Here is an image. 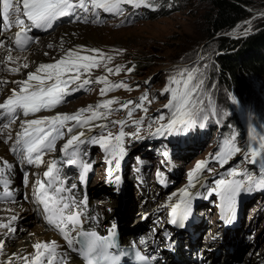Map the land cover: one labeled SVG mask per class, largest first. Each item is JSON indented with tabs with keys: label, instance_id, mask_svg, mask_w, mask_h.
Instances as JSON below:
<instances>
[{
	"label": "rangeland",
	"instance_id": "obj_1",
	"mask_svg": "<svg viewBox=\"0 0 264 264\" xmlns=\"http://www.w3.org/2000/svg\"><path fill=\"white\" fill-rule=\"evenodd\" d=\"M77 1L79 0H72L75 3ZM245 1L249 14L234 27L223 32L225 37L242 44V46L245 45L244 42L249 36L264 29V0ZM148 4V7L142 5L139 9L133 8L129 4H122L123 13L117 15L105 13L102 9H97L94 14L89 3L87 13L80 9L81 17L85 15L88 17L87 22H84L83 19L73 18L72 21L59 26L60 29L57 27L52 33L47 34L55 45L42 54L47 62H55L56 59H59L58 57L64 56L66 51L80 48L81 42L88 44L85 45L88 54L82 52V55L95 56L96 54L90 51L92 48L103 53L105 57H112L110 62L104 60L99 67H93L88 72L81 69L80 78L67 86V88L70 87L67 90L69 99L58 106L73 115L81 109L89 108V106L93 110H97V104L105 100H114L115 103L110 108L98 109L104 115L100 119L93 120L92 123L101 122V125H106V128L101 131L99 125L92 135L99 137L100 135L108 136L111 133L114 140L121 131L125 133L124 141H122L124 151L126 149L124 156L128 155L127 153H130L131 156L130 160L128 156L122 172L130 180L136 177L137 185H142L139 183L141 178L142 182H147L149 186L154 184L156 190L161 189L160 185H157L156 182L153 183V177L160 171L166 172L169 175L167 177L175 183L179 180L180 184L186 181L188 183V173L193 171L196 164L201 161H207V164L196 174V179H199V182L209 181L212 185L215 183L214 176L218 178L232 177L229 176V173L233 170L239 175L232 178L244 180L246 179L245 174H247L254 180L260 179L264 175L261 159L258 157L253 162L250 154L245 158V152L249 147L258 146V143L251 139L253 130L257 136L264 134V74L250 71L242 73L243 83L238 90L234 88L233 83L222 79L219 74L221 63L216 58V54L219 52V39L215 38V35L209 36V14L213 11L211 0H148ZM246 30L247 34H245ZM67 37H72V39L64 40ZM35 42L39 43L40 41L38 39ZM56 43H61V47L56 46ZM37 52L39 49H36ZM38 54L34 56V53L33 57H37ZM96 58L100 59L99 56ZM117 66H121L119 73L115 72ZM107 68H111L113 71L109 73ZM129 68L132 69L131 72L128 71ZM189 72H194L193 83L203 81L199 93L202 95L205 106L211 102V107L206 109L208 118H198V123L186 132L166 133L163 137L152 135L160 124L168 122L172 114V110L165 107L172 94L164 92V89L166 87H182V85L170 84V78L186 79ZM102 76L106 77L110 84L115 85L123 82L127 88H114L101 95L100 89L105 85L98 83L97 78ZM85 79L90 83L81 88L80 85ZM73 88L77 89V92H72ZM142 96L146 97L143 102L140 99ZM233 98L236 103L233 102ZM141 103L143 107H137ZM129 113L131 114L129 115ZM89 115H91L90 112L83 113L84 117ZM161 115L164 117L163 120L159 119ZM237 120L240 125H237ZM119 121H124V124L121 125L118 123ZM73 125H75V121L66 122L62 128L63 136L58 144L68 137V129L74 128ZM239 127L241 132L238 130ZM233 135L236 136V145L241 148V152L233 156L228 163L221 165L215 159V155L223 142L226 139H231ZM88 148L86 152H88ZM99 150L103 149L98 145L89 150L94 165H97L95 176L92 178L95 184H92V187L99 185L103 189V186L107 184L111 188L114 186L113 190L118 191V196L115 194L117 200L113 199L111 189H108L107 194L103 197L107 204L112 201L111 206H113L118 198L121 201L128 198L125 191L126 183H124L127 178H124L123 175L124 193L119 194L120 190H117V185L120 182L118 184L115 177L113 179L115 185L108 182L110 181L108 180L109 174L105 172L106 166L110 171L115 163L112 158L106 162L105 159L110 156L105 151L99 153ZM165 151L169 154L167 157L163 155ZM141 165L145 168V179L139 178ZM154 187L151 185L148 188L149 192ZM251 188L254 189L253 185ZM162 190L170 191L169 188ZM134 193L142 195L138 191H134ZM138 201L145 203L146 200ZM259 201L257 204L252 202L253 205L246 204L245 206L251 210V213L247 214V216L250 214L248 225H255L253 233L258 237L253 248L248 244L250 248L247 247V252L244 254V244H241L235 253L232 252L233 254L226 252L228 256L225 257L230 259L231 254V259H237V262L232 264H250L254 260L264 264V257L260 256L264 252V194L259 198ZM117 203L119 204V202ZM134 204L135 202L132 207ZM111 206H109L110 209ZM205 208L212 214V208L209 206H205ZM115 209L117 208H112L113 212ZM12 215L17 217V220L20 218V222H17L18 227L13 236H9L10 243L6 244V247L9 248L8 254H6L8 256L16 251L15 249L21 241H24L21 237L22 233L31 236L32 230L40 229L38 221H33L29 211L21 213L13 211ZM207 225L213 227L212 222H207ZM4 229V227H0V237L4 233ZM243 237L239 239L242 240ZM247 256L250 257H248L250 261L246 260ZM220 259L227 260L223 257Z\"/></svg>",
	"mask_w": 264,
	"mask_h": 264
},
{
	"label": "snow or ice",
	"instance_id": "obj_2",
	"mask_svg": "<svg viewBox=\"0 0 264 264\" xmlns=\"http://www.w3.org/2000/svg\"><path fill=\"white\" fill-rule=\"evenodd\" d=\"M89 2L94 14H96L97 9H102L105 13L122 14V4H129L136 9H139L142 5L145 7L149 6L148 0H79L75 4L72 0H0V11H2L3 20L7 27L14 25L19 29L15 33L14 43L18 48L23 49L33 39L28 34L32 28L43 30L51 29L54 21L67 16H74L77 20L83 19L84 22H87L88 17L86 15L81 17L77 9H82L84 13H87L89 11ZM21 4L23 10L21 9ZM21 11L22 15L31 22L30 25H26L25 21L20 18ZM245 34H247V30ZM90 51L96 55H80L78 52L69 51L66 57L61 58L55 63H41L36 68L35 73L29 72L27 74L26 80L14 82L20 85L19 92L17 93L13 90L12 95L3 103H0V109H4L13 119H15L17 110L22 111L23 116L27 117L29 114H35L42 110L54 109L69 94L66 91L67 86L80 78L81 69L88 72L93 67H99L100 63L104 60L110 62L112 59L110 56L105 57L98 50L92 49ZM97 56L100 57L99 60L96 58ZM16 59L18 57H13L11 52H9L7 60L14 61ZM22 67L27 68L28 64L24 63ZM19 70V67L9 69L11 72H18ZM107 71L111 73L113 70L107 68ZM120 71L121 66H117L115 72L119 73ZM128 71L131 72L132 69L129 68ZM70 73L73 74L69 75ZM194 79V72H189L186 79L178 80L175 77L170 78V84L182 85V87H166L164 89V92H171L172 94L169 103L165 105L166 108L172 110V114L168 122L166 124H160L152 135L163 137L166 133L186 132L198 123V118H208L206 109L211 107V102L207 106L204 105L202 95L199 93L203 81L200 80L197 83H193ZM97 82L105 85V87L100 89L101 95H104L114 88H127V85L123 82L115 85L110 84L108 79L103 76L98 77ZM0 83L3 82L0 81ZM89 83L90 81L85 79L80 87L83 88ZM75 91L77 89L73 88L72 92ZM145 98L142 96L140 98L141 102ZM233 102L236 103L235 98H233ZM113 103H115L114 100H105L96 105L97 110H93L89 106V108L81 109L73 115L57 114L38 119L22 120L20 123L21 131L16 134L15 143L10 150L18 155L21 160L26 161L27 164L39 167L44 162L42 159L44 150L46 149L51 152L54 149L55 141L63 136L61 129L65 126L66 122L75 121L73 127H85L89 125L90 121L100 119L104 115L98 109H108ZM124 107H127V105H124ZM137 107H143V104L141 103ZM85 111L90 112L91 115L84 117L83 113ZM159 119L163 120L164 117L161 115ZM118 123L123 125L124 121H119ZM4 127L7 128L8 125L5 124ZM99 127L103 131L106 125H100ZM68 131L71 132L72 128H69ZM138 132L139 129L137 130ZM83 135V132L78 135H72L60 149L61 153L69 157L66 161L67 165L79 164L81 166V181L84 180V174L89 168L87 163H84L78 158L79 155L86 154L83 153V149L81 148V145L85 143L93 146L98 145L107 155L115 160V167L117 169L120 168L125 154L122 143L125 136L123 131L119 135H116L114 140L112 139L111 133L108 136H92L87 140L81 139ZM9 139H11V136H9ZM251 139L257 142L258 146L249 147L245 152V158L250 154L252 161L255 162L259 157L261 159L262 172H264V134L257 136L255 130H253ZM70 148L73 149L71 152L68 151ZM239 152H241V148L236 145V136L233 135L231 139H226L223 142L220 150L215 155V159L221 165H224ZM163 155L167 157L169 154L165 151ZM206 164L207 161L198 162L193 171L188 173L189 187L194 186L196 174ZM4 167L11 171L13 166L9 162H4ZM60 173L61 170L57 167V160H49L47 162V170L43 172V177L47 178V183L45 184L40 178H37L32 185V197L38 206L43 207V219L48 225L59 231L70 247L79 243L80 251L87 258L88 264H117L118 257L108 254V249L114 246V228L109 230L107 237H100L94 231L85 232L80 230L81 217L86 211V199L77 201L75 198L60 195L66 190L63 186L55 187V194L49 192V189H53L57 182L63 184ZM109 175H111V172H109ZM157 175L159 176L160 174L157 173ZM237 175L239 174L235 170L229 173V176L232 177ZM245 176L246 179L244 180L235 178L217 179L215 180V188L209 191V195L215 193L219 196L220 207L226 213L233 212L236 197L241 191H251V185L253 184H255L257 189H264V175L259 180H254L253 177L247 174ZM115 179L119 182L120 176H116ZM27 180L28 177L25 175V184H27ZM9 183L10 177L6 179L4 176V168H0V184L7 186ZM71 187L75 188L76 185L73 184ZM195 195L199 197L201 193L197 192ZM192 199L193 196L188 189H181L179 202L171 206L169 213L171 217L170 223L176 224L181 228L185 227L184 222L189 218L192 211ZM11 219L14 221L17 217L13 216ZM0 227L7 228L9 232H15V229L9 227L7 224H0ZM72 231L77 232L78 239H73L70 235ZM140 243H145V240L141 238ZM3 244L4 242L0 241V249L3 248ZM33 247L36 253L31 264H42V258L45 254L48 256V264H53L54 259L57 257L58 248L55 241L50 243L38 242ZM140 259L142 260L143 258L140 257Z\"/></svg>",
	"mask_w": 264,
	"mask_h": 264
},
{
	"label": "bare ground",
	"instance_id": "obj_3",
	"mask_svg": "<svg viewBox=\"0 0 264 264\" xmlns=\"http://www.w3.org/2000/svg\"><path fill=\"white\" fill-rule=\"evenodd\" d=\"M73 3L75 4V2H73ZM58 29H60V27H58ZM38 39L40 42L39 43H36V42L30 43L28 50L25 52H22V51L21 52H11V55L13 57H18V59L14 60V61H8L7 60V56L9 55V51L4 50L0 54V60L2 61V64L0 65V81L3 82V83H0V97L3 98V97L10 95L13 92V90H16L20 86L19 84L14 83V82L26 80L27 74L29 72L35 73L36 68L39 67V65L41 63H55L58 60H60L61 58H64L67 56L69 51H66L64 56L61 55L60 57H58L59 59H56L55 62L45 61L44 56L42 55L43 52L48 51V49L50 47H54L55 45H54V43L51 42L48 35L38 36L37 40ZM70 39H72V37L64 38V40H70ZM81 44H82V46L80 48H74L73 50H70V51L78 52L80 55H82V52H86V49H87L85 47V45H88V44H86L84 42H81ZM43 46H45V47H43ZM56 46L61 47V43H56ZM36 49H39V52L36 53ZM43 49H45V50H43ZM87 52H88V50H87ZM34 53H35L34 56H36V54H38V53H41V54H38L37 57L34 58L33 57ZM24 63L28 64L27 68L22 67V65ZM16 67H19V69H20L18 72L9 71V69L16 68ZM72 74L73 73H70L69 75H72ZM69 88L70 87H68L66 89V91L69 90ZM69 97L67 99H69ZM57 114L71 115L69 112H67V111L61 109L59 106H57L51 112H46V111L40 112L36 116H33L31 118H28V119H38V118H43V117H48V116H54ZM22 120H25V119L18 117V120H16V121H13V120L12 121H5V122L0 121V163H1V160L3 158L9 159V160L14 159V153L10 149H11L12 145L15 143L16 134L21 131L20 123ZM5 124L8 125L7 128L4 127ZM101 124H102L101 122L100 123L99 122L92 123V121H90L89 125H87L85 127H74V128H72V131L67 133L68 137L65 138L64 140H61L59 142V144L57 143L55 151L48 152L44 155V157L42 158L44 162L39 167H36L35 165H32L30 167L31 175L35 176V174H38L39 171H41L43 165L46 162H48L49 160H52V159L57 160V156L60 154H63V153H61L60 149L67 142V140L71 138L72 135H78L79 133L83 132L84 135L81 136V139L87 140L88 138L93 136L92 134L96 130V127L101 125ZM89 129H91V130H89ZM9 136H11V139H9ZM5 141H7V143H5ZM69 150H73V149L70 148ZM125 151H126V149H125ZM127 154L129 156V160H130L131 154L130 153H127ZM111 158L112 157L110 156L109 158L105 159V161L107 162ZM106 170H107V173L111 172L110 179H109L110 181H108V182H111L113 185H115V183L113 182V179L115 176H119V174H120L119 170L116 169L115 166H113V168H111L110 171H108L109 168L106 166ZM161 170H162V168H161ZM144 171H145V168L143 165H141V167H140L141 174H139V177H143L145 179L146 175H144L145 174ZM160 173H165L166 175H168L166 172L160 171ZM31 175L28 177L29 184L26 186V189H28V190L30 189ZM125 177L127 178L126 174L124 173V178ZM135 178L136 177H134L132 180H130L129 178H127L128 180L125 179V181H124V183H126L125 191L127 192L128 198L124 199L123 202L118 198L117 202H119V204L117 202H114L113 206H111V204L113 203L112 201L107 204L106 200L101 199V198H103L102 195L108 189H111V191H112L111 195L114 197L113 199L116 198V200H117V197L115 196V194L118 196V191L113 190L114 186L111 188L108 186V184L104 185L103 186V189H104L103 192L91 191L92 194L94 195L93 198H95V197L100 198L99 200L98 199L97 200H98V203H100L101 207H103L105 209L107 206H111V209L109 207L110 211H106V213H108L106 224H109L111 221L112 222L116 221V223L119 226V229H122L123 231L129 232V233H134V228H132V226L134 225V219H139L143 214L147 213L148 209H145V208H148L149 205L152 206V204H154L158 201V200L153 198V196L156 195L158 192V190H156L157 188L154 187V189L153 190L151 189L149 192L148 188L151 187V185H153V184H151L149 186L148 183L144 181V182H142V185H137V183L135 182L136 181ZM257 180H259V178ZM203 182H205V181H203ZM205 184H210V183H209V181H207V182H205ZM196 187H197V185L195 184V186H193L191 188L195 189ZM210 188L211 187L208 186V192L211 190ZM100 189H102V188L100 187ZM134 191H138L142 195H138L137 193H134ZM151 191H153V192H151ZM120 193L121 192L119 191V194ZM149 193H150V195H149ZM137 198H138V200H144L145 199L146 202L141 203L142 201H138ZM134 202H135L134 207H132ZM159 202H163V201L160 199ZM174 202H177V201L172 200L170 202V205L173 204ZM117 204H118V206H117ZM114 207L117 209H115L113 212L112 208H114ZM119 207H121V208H119ZM159 208L162 209V212L160 213L162 216L164 209L162 206ZM165 209H167V207ZM205 210H206L205 214L207 215V219H208L211 217L212 214L209 210H207V209H205ZM13 211H14V213L15 212L21 213V212L29 211L30 215L32 216L33 221H35V220L38 221V223H39L38 226L40 229L39 230H37V229L32 230L31 232L33 234L31 236H28L27 234L22 233L21 237H22V240H24V241H21V243L19 245H17V248L15 249L16 251L13 252L10 256H8L6 254H8L7 251L9 248L6 247V244H8V242L10 243L9 236H13V234L16 231L15 232H9L8 229L5 228L4 233L1 234V237H0V241L4 242L3 248L0 249V264H31V261L34 258L35 253H36V250L34 249L33 246L38 242L39 243H50V240L54 239L55 237L52 234V232L44 226V224L42 222V216L39 215L38 212H36V209L32 205V203L27 204L23 201H20V202H16V203H2V204H0V224H7V225H9V227L14 228L16 230L18 227L17 222H20V218L18 220L16 219L13 221L11 219L13 217V215H12ZM137 222H138V220H137ZM212 223H213V221H212ZM206 225H207V223H206ZM205 226H202V222H200L198 224V227H200V228H205ZM249 226L251 228L249 230H246L245 234L247 233V234L251 235V238H250V241H247L246 244H244L243 251H245V252H243V254L247 252L246 248L249 247L248 244L252 245L251 248H253V246L255 244V239L258 237L257 235L254 236V233H253V229H255V225H249ZM215 227H216L215 223H213V227H211L208 231H207V229H205V231L202 232L200 234V236L198 237L197 242L200 246L203 247L204 256L207 257L208 261L211 262L212 264H232L231 261L234 259H231V257H232L231 254H230V260H224L223 259V261H222L220 259L221 257L226 259L225 256H228L226 252H229L228 251L229 249L225 251L224 246H221V245L218 246V248L220 250L218 256H215V252L211 250V248H212L211 244L213 241H212V239L211 240H209V239L211 238L212 231L215 229ZM243 227L244 226H242L241 229L239 230L240 232L243 231ZM136 228H138V225L136 226ZM140 228L143 229L142 226ZM232 239L234 241L233 247H235L233 253H235V251L241 245L242 241L241 240L238 241L239 238L236 235L232 236ZM215 242L213 243V245L216 244ZM228 244H229V242L227 243V245ZM41 251H43V250H41ZM5 256H7V257H5ZM249 256L257 257L255 255H249ZM249 256H247L246 260H248ZM260 256L264 257V252L262 254H260ZM44 260H45V256L42 258V262ZM248 261H250V260H248ZM260 261H258V262H260ZM235 262H237V259L235 260ZM239 264H241V263H239ZM250 264H262V263H257V260H256V262L254 260Z\"/></svg>",
	"mask_w": 264,
	"mask_h": 264
},
{
	"label": "trees",
	"instance_id": "obj_4",
	"mask_svg": "<svg viewBox=\"0 0 264 264\" xmlns=\"http://www.w3.org/2000/svg\"><path fill=\"white\" fill-rule=\"evenodd\" d=\"M211 1L213 11L209 14V36L215 35V38L219 39V52L216 54V58L221 63L219 74L226 82L233 83L234 88L238 90L243 83L244 76H241L242 73L245 74V72L250 71L256 74H264V29L249 36L245 40L244 46L236 43L225 37L223 32L234 27L249 14L246 8L247 2L245 0ZM237 125H240L238 120ZM238 130L239 132L242 131L240 127Z\"/></svg>",
	"mask_w": 264,
	"mask_h": 264
}]
</instances>
